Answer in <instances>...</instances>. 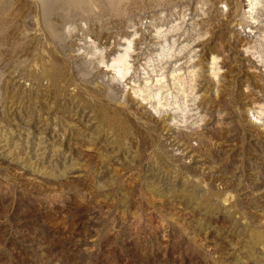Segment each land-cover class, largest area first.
Here are the masks:
<instances>
[{
  "label": "rangeland",
  "instance_id": "1",
  "mask_svg": "<svg viewBox=\"0 0 264 264\" xmlns=\"http://www.w3.org/2000/svg\"><path fill=\"white\" fill-rule=\"evenodd\" d=\"M33 1L0 14V264H264V2Z\"/></svg>",
  "mask_w": 264,
  "mask_h": 264
},
{
  "label": "bare ground",
  "instance_id": "2",
  "mask_svg": "<svg viewBox=\"0 0 264 264\" xmlns=\"http://www.w3.org/2000/svg\"><path fill=\"white\" fill-rule=\"evenodd\" d=\"M34 1L36 2V5H39V6H41L43 8L44 15L45 14L48 15L52 11V9H53L55 4H59L62 7V6L65 5V2H67V4L70 5V7L73 6V7H78L79 8V7H84V6L88 5L92 0H34ZM111 1H113V0H111ZM245 1L247 3L246 6H248V9H249L247 12L252 14V15L258 9L259 4L264 2V0H245ZM92 2H94V1H92ZM12 3H14V0H0V14L4 13L6 10H8L9 6H11ZM15 4H16V9L15 10L17 12H19V14H20V12H23V9L25 7H28L30 9V6L27 4L26 0L25 1H23V0H15ZM13 7H15V5ZM25 10H26V8H25ZM254 18L255 17H253V19ZM2 21L3 20H2V18L0 16V23ZM126 65L127 64H126L124 58H119V59L114 61V64L111 67H112L113 70L116 71L117 74H119L122 77H124L126 75V72H128V68H127Z\"/></svg>",
  "mask_w": 264,
  "mask_h": 264
}]
</instances>
